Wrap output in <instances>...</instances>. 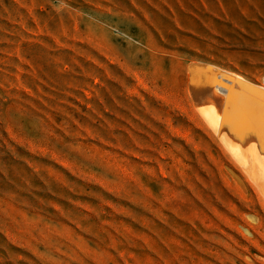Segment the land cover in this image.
Returning <instances> with one entry per match:
<instances>
[{
  "label": "rangeland",
  "instance_id": "rangeland-1",
  "mask_svg": "<svg viewBox=\"0 0 264 264\" xmlns=\"http://www.w3.org/2000/svg\"><path fill=\"white\" fill-rule=\"evenodd\" d=\"M198 62L264 87V0H0V264H264Z\"/></svg>",
  "mask_w": 264,
  "mask_h": 264
},
{
  "label": "bare ground",
  "instance_id": "bare-ground-1",
  "mask_svg": "<svg viewBox=\"0 0 264 264\" xmlns=\"http://www.w3.org/2000/svg\"><path fill=\"white\" fill-rule=\"evenodd\" d=\"M188 72L193 103L226 138L230 156L264 196V87L203 62L191 64Z\"/></svg>",
  "mask_w": 264,
  "mask_h": 264
}]
</instances>
